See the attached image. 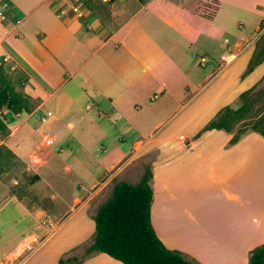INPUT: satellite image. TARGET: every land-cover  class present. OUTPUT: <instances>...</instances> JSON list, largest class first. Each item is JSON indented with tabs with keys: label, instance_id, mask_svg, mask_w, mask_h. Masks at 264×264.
<instances>
[{
	"label": "crops",
	"instance_id": "0c3cea01",
	"mask_svg": "<svg viewBox=\"0 0 264 264\" xmlns=\"http://www.w3.org/2000/svg\"><path fill=\"white\" fill-rule=\"evenodd\" d=\"M7 1L6 19L0 20V63L34 107L11 117L2 111L9 132L0 136V147L9 153L0 159L25 161L19 147L30 146L26 162L36 185L38 171L54 154L51 146L109 139L111 148L79 159L94 165L85 167L86 180L73 203L90 205L92 218L103 203L94 208V194L118 178L138 182L143 174L138 147L153 146L150 219L159 240L196 264H248L250 251L264 243V138L240 129L242 119L229 131L202 132L225 107H240L244 90L235 77L211 101L195 104L224 82L233 66L247 64L254 50L249 31L264 22V0H208L218 3L211 20L191 10L167 11L164 0H81L83 17L59 14L71 0ZM193 46L220 48L203 55L212 60L229 53L236 57L222 69L213 62L201 67L195 53L182 51ZM255 72L243 81L249 82L246 88ZM35 176L39 179L32 182ZM13 199L31 215L38 234L41 221L57 214L52 195L50 208ZM90 243L69 264L73 259L121 264L101 253L87 256Z\"/></svg>",
	"mask_w": 264,
	"mask_h": 264
},
{
	"label": "rangeland",
	"instance_id": "374dc122",
	"mask_svg": "<svg viewBox=\"0 0 264 264\" xmlns=\"http://www.w3.org/2000/svg\"><path fill=\"white\" fill-rule=\"evenodd\" d=\"M95 1L97 4L103 3L102 0ZM203 3L204 1L198 0H164L163 6L167 11H175L178 14L191 10L195 12L196 16L207 17L208 13L201 5ZM106 11H108L107 7ZM258 26L259 29L257 31L251 32L250 30L248 35V41L251 42V45L254 44L253 53L258 52L259 49H264V22H261ZM203 47H185L182 51L185 54L193 52L198 57L205 55V52H208L207 50H210L209 52L214 54L220 51L218 47H214L213 49ZM247 64L243 68L241 67V63L233 66L221 78L225 79V81L221 82V80L220 84L207 92L195 105L202 106L205 101L207 103L211 101L221 86L227 85L230 82L229 80L234 77L237 79L238 86L241 89L244 91L250 89L251 86L246 88L249 82L245 84L243 81L253 71H256L249 79L250 82L254 80L252 83L254 89L250 96L245 98L246 102L250 103V109L239 124L240 129L250 128L257 117L264 113V60L251 73L244 76ZM243 101L244 99L239 98L237 105L241 106ZM9 116L11 117L12 114L9 113ZM65 141L64 145H58L59 143H57L51 146L54 154L47 158V165L38 171L41 175V182L36 185L35 183L31 184V176L34 173V169L30 166V162H26L28 159L25 154L31 148L30 146L24 145L23 147H19L20 157L25 161L18 160L15 157L6 162L0 159V182L5 188L7 187L5 189L1 186L2 184L0 185V264H60V262L68 264L73 258L72 256L81 253L86 243L92 241L94 237L93 217L90 218L88 216L91 206L81 208V201H77V204H74L73 197L78 185L84 183L86 180L87 173L84 172L85 167H93L94 162L89 160L80 161L79 159H82L83 155H92L96 158L100 150L105 149L106 151L111 148L110 140L106 138L96 139L92 140L90 144L81 146L76 145L73 139ZM60 148H63V150L60 151ZM138 148L140 151L138 163L143 167L144 172L146 168L150 167L155 149L153 146H141ZM1 154L2 156L0 155V157L7 155L4 150ZM33 163L40 164V161H34ZM81 166L83 168L79 169ZM117 180H120V178L115 179L112 184H108L107 187L94 194L96 199L91 204L94 208L110 196L112 185ZM6 190L11 195L4 196ZM13 195L18 197V199H22L30 207L42 206L46 208L51 207L53 201L51 200V195L54 196L55 201L53 202L56 205L55 211L57 214L55 217H48L54 224V227H43L42 232L38 234L40 230L36 228L31 215L24 211L19 204L14 203ZM30 234H37L39 237H43L40 246L35 248L31 253L23 252L22 254L21 246L15 254L5 258L7 253L18 242ZM17 254L21 255L18 257Z\"/></svg>",
	"mask_w": 264,
	"mask_h": 264
},
{
	"label": "trees",
	"instance_id": "16d2710c",
	"mask_svg": "<svg viewBox=\"0 0 264 264\" xmlns=\"http://www.w3.org/2000/svg\"><path fill=\"white\" fill-rule=\"evenodd\" d=\"M91 1L88 0V4ZM114 1L108 0V3ZM206 1L209 3L204 2L201 5L208 13L206 18L211 20L218 9V3ZM262 60L264 49H259L252 54L244 76L251 73ZM253 89L254 86L240 94L244 101L239 108L233 110L225 107L215 119L203 127L202 132L212 129L229 131L233 123L243 119L249 111L250 103L246 102L245 98L250 96ZM33 107L31 99L22 91L15 89L0 63V136L5 137L9 132L3 110L18 115L30 113ZM250 129L264 138V113L257 117ZM237 138L238 135H235L231 143ZM3 150L9 153L6 147H0L1 156ZM38 179L39 177L35 176L32 182ZM151 179L152 172L150 168H146L135 184L125 181L114 183L110 196L98 207L93 216L94 237L86 248L87 256L101 253L121 264H196L188 261L180 251L168 249L156 236L150 219L153 199ZM72 262L70 264L79 263L76 259ZM248 264H264V243L250 251Z\"/></svg>",
	"mask_w": 264,
	"mask_h": 264
},
{
	"label": "built area",
	"instance_id": "2783aa9c",
	"mask_svg": "<svg viewBox=\"0 0 264 264\" xmlns=\"http://www.w3.org/2000/svg\"><path fill=\"white\" fill-rule=\"evenodd\" d=\"M81 0H71L68 4V8H62L59 11V14L61 16H65L68 14V12H71L73 15H75L76 17H83V12L80 8L81 5ZM207 2V1H205ZM209 3V2H207ZM10 5L9 2L7 0H0V20H5L6 19V13L9 10ZM236 55L235 54H226L223 55L219 58V60H212L209 59L206 56H201L198 59V64L201 67H206L208 66L210 63H214L217 64V67H220L221 69L224 68L225 66H227L228 64H230L234 59H235ZM48 144H51V142H47ZM41 225L42 227H48V228H53L54 224L52 223V221L48 218L43 219L41 221ZM43 241V237H39L38 235H30L28 236L26 239H24V241L22 242V247H21V254L23 252H27V253H31L35 250V248H37L38 246H40L41 242ZM19 254L18 257L21 255ZM18 264V263H17Z\"/></svg>",
	"mask_w": 264,
	"mask_h": 264
}]
</instances>
